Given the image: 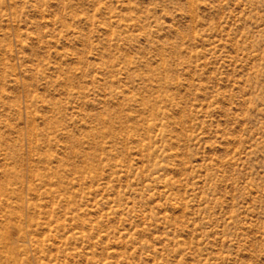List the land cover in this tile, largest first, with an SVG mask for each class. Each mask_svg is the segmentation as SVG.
<instances>
[{
  "label": "rangeland",
  "instance_id": "374dc122",
  "mask_svg": "<svg viewBox=\"0 0 264 264\" xmlns=\"http://www.w3.org/2000/svg\"><path fill=\"white\" fill-rule=\"evenodd\" d=\"M0 264H264V0H0Z\"/></svg>",
  "mask_w": 264,
  "mask_h": 264
}]
</instances>
